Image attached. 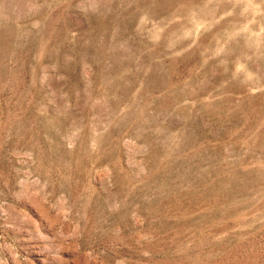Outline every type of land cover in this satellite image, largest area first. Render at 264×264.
I'll return each instance as SVG.
<instances>
[{
    "label": "rangeland",
    "instance_id": "1",
    "mask_svg": "<svg viewBox=\"0 0 264 264\" xmlns=\"http://www.w3.org/2000/svg\"><path fill=\"white\" fill-rule=\"evenodd\" d=\"M0 264H264V0H0Z\"/></svg>",
    "mask_w": 264,
    "mask_h": 264
}]
</instances>
